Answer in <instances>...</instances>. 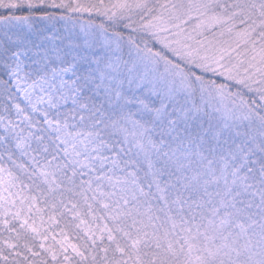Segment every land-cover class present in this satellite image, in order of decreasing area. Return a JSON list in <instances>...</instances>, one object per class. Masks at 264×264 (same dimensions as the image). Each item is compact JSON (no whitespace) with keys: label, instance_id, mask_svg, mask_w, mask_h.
<instances>
[{"label":"snow or ice","instance_id":"snow-or-ice-1","mask_svg":"<svg viewBox=\"0 0 264 264\" xmlns=\"http://www.w3.org/2000/svg\"><path fill=\"white\" fill-rule=\"evenodd\" d=\"M0 264H264V0H0Z\"/></svg>","mask_w":264,"mask_h":264}]
</instances>
